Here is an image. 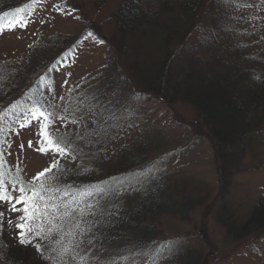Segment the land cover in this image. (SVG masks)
Instances as JSON below:
<instances>
[{
	"label": "rangeland",
	"instance_id": "1",
	"mask_svg": "<svg viewBox=\"0 0 264 264\" xmlns=\"http://www.w3.org/2000/svg\"><path fill=\"white\" fill-rule=\"evenodd\" d=\"M119 1L13 0L18 4L3 12L7 13L0 23V96L11 94L15 98L0 103L7 106L0 118V164L3 165L0 171L5 180L31 183L33 177L51 167L59 156L37 150L48 147L40 142L41 125L30 114L35 111L39 116V105L57 117L48 121L58 129L53 131V136L70 138L72 145L83 143L77 139L82 135V121L69 124L61 109L67 100L70 102L84 92L92 94L102 85L107 63L114 55L110 50L114 33L112 13ZM219 2L224 6L229 4L233 12L228 19L230 36L239 39L240 35H246L249 51L255 54L261 50L264 0ZM37 53L39 56H34ZM43 58L47 64L40 66ZM119 112L117 122L107 126L103 134L95 132L96 125L88 121L93 134L92 144H86V149L96 145L110 152L120 149L122 144L146 143L148 148L142 151L140 164L132 167L122 185L129 188L143 182L155 184L157 179L171 180L185 185L195 203L186 218L162 214L153 221L159 244L182 242L184 247L199 253L200 264H264V228L239 240L225 238L224 225L217 218L220 179L215 147L193 108L184 102L169 105L160 99L144 97L131 100ZM107 117L112 120L110 115ZM261 127L257 139L247 148L244 167L232 175L225 199L239 219L264 195V124ZM0 212L5 213L3 227L8 232L4 240L6 250L13 244L18 247L19 230L15 224L20 214L9 211V206L2 203ZM8 219L13 223L8 224ZM0 254L12 257L2 250ZM118 264L155 263L149 255L130 254Z\"/></svg>",
	"mask_w": 264,
	"mask_h": 264
},
{
	"label": "trees",
	"instance_id": "2",
	"mask_svg": "<svg viewBox=\"0 0 264 264\" xmlns=\"http://www.w3.org/2000/svg\"><path fill=\"white\" fill-rule=\"evenodd\" d=\"M12 1H0V23L7 13L3 12L18 4ZM217 1L120 0L112 13L110 50L114 55L107 63L102 85L92 94L84 92L67 100L61 111L69 124L81 118L86 124L91 120L95 132L103 134L131 100L148 97L169 105L189 104L213 140L220 179L217 218L224 225L225 238L235 241L264 228V195L242 219L225 201L232 175L244 167L247 148L264 124V46L254 54L244 40L246 35L232 38L228 19L233 12L229 4ZM39 64H47L46 59ZM13 99L11 94H3L0 103ZM5 105L0 104V118ZM86 144L83 141L72 147L79 145L91 158L66 150L68 155L58 156L62 158L57 157L53 164L66 172L61 176L62 184L79 189L106 184L120 189L107 205L113 215L95 229L97 249L92 251L112 264L126 261L130 254L149 255L155 264H200L199 253L182 242L159 244L153 225L162 214L187 217L195 203L185 185L163 179L129 188L122 185L132 167L140 164V155L148 145L122 144L108 152L96 145L86 149ZM83 168L89 171L85 173ZM7 236L6 228H0V250L12 255L0 254V264H49V252L44 251L48 244L43 240L40 251L35 242L18 247L13 244L6 250Z\"/></svg>",
	"mask_w": 264,
	"mask_h": 264
},
{
	"label": "snow or ice",
	"instance_id": "3",
	"mask_svg": "<svg viewBox=\"0 0 264 264\" xmlns=\"http://www.w3.org/2000/svg\"><path fill=\"white\" fill-rule=\"evenodd\" d=\"M38 109L39 116L35 111L30 114L41 125L40 142L48 145L47 148L38 147V151L64 156L68 155L66 150H70L87 155L79 145L72 147L70 138L53 136V131L58 129L53 128L48 121L56 120L55 113L45 111L44 105H39ZM71 119L74 121L76 117L72 116ZM81 119L83 123V118ZM63 122L64 118H61V123ZM83 127L84 134L77 139L92 143V133L88 131V125L83 123ZM29 146H32L31 141ZM2 167L0 164V168ZM82 170L85 173L89 171L87 168ZM65 174L63 168L53 164L33 177L29 183L15 179L9 182L0 171V203L8 205L9 211L20 214L19 222L15 224V228L19 230V243L28 245L35 242L37 250L40 251L39 242L43 240L48 244L44 251L49 252L46 258L49 264L52 261L55 264H112L111 261L102 260L92 250L97 249L95 229L113 215L107 205L112 197L119 195L120 189H113L106 184L87 185L79 189L74 185L62 184L61 176ZM4 216L5 213L0 212V228L3 227ZM7 223L12 224L13 221L8 219ZM29 236L35 237V241L29 239Z\"/></svg>",
	"mask_w": 264,
	"mask_h": 264
}]
</instances>
